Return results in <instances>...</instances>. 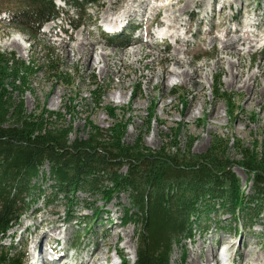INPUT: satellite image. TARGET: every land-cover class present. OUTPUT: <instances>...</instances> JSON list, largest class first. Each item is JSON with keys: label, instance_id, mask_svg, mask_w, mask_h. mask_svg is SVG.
Returning <instances> with one entry per match:
<instances>
[{"label": "rangeland", "instance_id": "1", "mask_svg": "<svg viewBox=\"0 0 264 264\" xmlns=\"http://www.w3.org/2000/svg\"><path fill=\"white\" fill-rule=\"evenodd\" d=\"M14 1L0 0V6L5 9L0 14V49L36 65L43 64L47 55H51L59 61L61 70L70 75L72 86L43 71L30 78L31 92L23 98L28 113H33L39 106H45L54 113H63L65 104L69 107L73 101L71 115L68 114L60 124L72 128L71 142L87 137L90 122L105 130L110 128L113 120L106 112L109 108H116L119 118L125 113V120H128L126 144H134L142 138L146 147L159 151L166 144L164 136L171 135L173 129L180 133L181 148L184 150L192 142V152L196 155L206 153L215 140L228 143L229 157L233 162L240 161L235 150L237 145L257 147L264 152V109L257 100L248 105L247 92L241 90L240 85L230 87L226 75L229 63L240 61L244 80H250L252 74L258 73L257 65L264 64V49L250 50L251 45H240L238 49L242 50V58L239 59L222 51L220 41L226 32L237 29L246 21L264 24V0H203L201 6L190 8L187 14L180 12L187 0H136L132 11L135 15L131 19L122 14L130 0H95L93 3L78 0V8L56 0L57 9L66 14L58 22L43 26L38 40L27 35L26 29L12 24L9 5ZM140 1H145V4L140 5ZM109 3L111 9L106 13ZM161 5L159 14L153 16L152 9ZM107 16H118L113 22L119 17L123 20L112 26L115 30L112 35L104 31L109 24L105 21ZM175 19L178 22L173 23L172 30L180 35L182 45L164 35L169 30L164 23ZM78 24L81 26L74 30L73 25ZM188 25L190 32L186 34ZM120 29L125 30L127 38L117 35L121 33ZM13 38L21 42L23 49L8 44ZM183 40L189 43L188 46L183 45ZM228 40L232 42L236 38ZM62 41L67 42L66 50L60 46ZM88 41L94 44L95 49L90 59L100 61L97 68L89 69L79 61L80 44ZM138 41L137 46L135 43ZM138 47L140 52L135 57L132 52ZM149 53L151 56H147ZM174 53H179L185 62L193 61L194 67L202 66L198 98L192 85L186 81H174V85L164 89L160 80L154 78L148 85V77L154 71L174 68L171 60ZM106 57L109 67L103 75ZM219 59L224 61L220 67L216 64ZM151 61H154V66H146ZM117 69L121 71L120 75H116ZM186 69L191 67L187 65ZM218 76H222L223 90L232 97L230 104L211 95ZM97 83L105 88L100 107L95 106L91 95ZM263 86L262 79H259L260 91ZM163 104H167L165 109ZM213 112L217 116H213ZM43 171L47 177L41 175L36 185L49 197L53 183L48 179V166ZM232 171L241 181L244 192L251 195V176L239 165H235ZM125 172L123 169L122 173ZM103 182L109 185L106 179ZM48 200L53 204L46 206L40 200L6 237L0 238V251L14 248V253L22 251L26 254L27 264H39L47 256L46 239L52 238L46 230L55 224L60 227L61 235L52 245L56 247L59 244V249L64 250L57 261L82 263L98 251L105 254L111 264H121L116 252L124 254L127 264H135L136 228L121 223L125 209L130 205L128 195L121 193L110 204L102 203L100 197L90 198L85 193L77 194L69 205L63 196H51ZM210 219L205 224L208 230L204 234L197 233L192 241L183 243L186 260L182 261V250L174 247L170 264H191L194 260L197 264H215L210 258L212 251L220 264H264V212L260 220L253 223L243 219L234 222L221 210L212 213ZM44 221L48 223L42 225ZM43 230L46 231L43 239L39 244L33 243V238ZM206 256H209L208 261ZM99 263L104 264V258Z\"/></svg>", "mask_w": 264, "mask_h": 264}, {"label": "trees", "instance_id": "2", "mask_svg": "<svg viewBox=\"0 0 264 264\" xmlns=\"http://www.w3.org/2000/svg\"><path fill=\"white\" fill-rule=\"evenodd\" d=\"M55 1H14L9 5L12 24L38 40L44 25L66 14L57 9ZM63 1L78 8V0ZM4 10L0 6V14ZM43 71L73 85L70 75L51 55L36 65L0 49L1 239L40 200L50 206L53 203L49 197L63 196L69 205L79 193L100 197L104 204H110L121 193L128 195L130 205L121 223L136 228L135 264H170L174 247L182 250L185 261L183 243L192 241L197 233L204 234L210 215L220 210L234 222L260 220L264 212V152L257 147L237 145L238 162L230 159L228 143L221 140H215L206 153L196 155L192 142L184 150L181 148L180 133L173 129L171 135L164 136L166 144L159 151L146 147L142 138L126 144L128 120L125 113L120 119L116 108L106 112L113 120L110 128L105 130L90 122L87 137L71 142L72 128L60 124L71 115L73 101L69 107L65 104L63 113L51 112L45 106L27 112L23 97L31 92L29 80ZM93 87L91 95L95 106L100 107L105 88L98 83ZM211 95L230 104L232 97L223 90L222 76L215 80ZM235 165L251 176V195L244 192L232 171ZM45 166L53 183L49 197L36 185L41 175L47 177ZM104 179L109 185L104 184ZM13 251L14 248L0 251V264H27L24 252ZM122 256V264H127Z\"/></svg>", "mask_w": 264, "mask_h": 264}, {"label": "bare ground", "instance_id": "3", "mask_svg": "<svg viewBox=\"0 0 264 264\" xmlns=\"http://www.w3.org/2000/svg\"><path fill=\"white\" fill-rule=\"evenodd\" d=\"M135 1L136 0H130V3L127 4L128 5L127 8H125L124 11L122 12V14L128 19L133 18L135 15V12L132 13L133 4L135 3ZM144 2L145 1H140L139 3H140V5H142ZM202 2H203V0H187L185 2L184 6H182L180 8V12L182 14H187L188 11L190 10V8L201 6ZM148 4H150V3H148ZM166 6H167V4H166ZM162 7L163 6L161 5V6H158L154 9H152L153 10V13H152L153 16L158 15L160 12V9ZM230 7H232V6H230ZM225 8L226 7H223L224 10H225ZM110 9H111V3H109L105 12L106 13L110 12ZM193 14H194V12H192L191 15L193 16ZM118 16L110 17V18H109V16H107V17H105V21L111 25H114V24L116 25L117 23H122V21H123L122 17H119V19H117L116 22L112 21V20L116 19ZM108 18H109V20H108ZM171 22L167 21V23H164V24H166L167 29H169L167 32H165L164 35L173 38L177 44L182 45L180 35L177 32L172 30L173 25H174L173 23L177 24L178 21H177V19H175L174 21H171ZM184 26L186 28L187 24H185ZM252 27H254L255 29H252ZM263 28H264V24H260V23L254 24V23L246 21V22L242 23V25L240 24L237 29L229 30L228 32L225 33V35L223 36V39L220 40L221 43L223 44L222 51L226 52L229 55L237 56V57H239V59H241L242 58V50L238 49V46H240V45L241 46L251 45L250 50H252L253 48L261 49V50L264 49V30H263ZM250 29H252V30H250ZM120 30H121L120 31L121 33H118L117 35L125 34V30H123V29H120ZM188 32H190V26L189 25L187 27L186 34H188ZM162 33H164V32H162ZM233 37L236 38L235 41L231 42L228 40L230 38L232 39ZM215 40L216 39H213V41H215ZM139 43H140V41L136 42L135 45L138 46ZM8 44H10L13 47L23 49L21 42L18 39L13 38L11 40V42ZM184 44L186 46H188L189 43L187 41H184L183 45ZM60 46L62 47L63 50H66L67 49V42L62 41ZM80 48H81V51H80L81 58H79V61H83V63L85 65H87L89 67V69L97 68L100 61L97 62L96 60L93 61L90 59L91 55L94 53V50H95L94 44L89 42V41L85 42V43L81 42ZM139 52H140V49L138 47V49L136 51H133L132 54L136 57ZM184 55H188V52H184ZM147 56H151V53L147 54ZM171 60H172V63L174 65V68H172V69L162 68L158 72L154 71L152 73V75H149V77H148V85L151 84V82L154 78H158L160 80V84L162 85V87L164 89L167 88V86L170 84L174 85V81H177V80L186 81L192 85L193 90L195 92V96H196V98H198L199 97V89H201L200 73L202 70V66L194 67L193 61L192 62L191 61L185 62L179 53H174ZM136 61L139 62V59H136ZM216 64L218 65V67H220L224 64V61L219 59ZM187 65L189 67H191L190 70L186 69ZM123 66H124V64L122 65V67ZM146 66H152L153 67L154 61L147 63ZM108 67H109V64L107 63V57H106L105 68L102 70L103 75L107 72ZM241 67L242 66L240 64V61L238 63H231V62L229 63V68L226 71V75H227L228 83H229L230 87L240 85V89L247 92L246 103L248 105H251L254 101L257 100L258 105L262 109H264V86L261 89V91L259 90V79H262L263 84H264V64L259 63L257 65L258 73L255 75L252 74L250 80H248V79L244 80V73L242 71H240ZM115 73H116V75H120L121 71L119 69H117ZM251 80H252V83H250ZM166 107H167V104H163L162 108L165 109ZM212 115L217 116L216 112H213ZM46 222L47 221H44V224H42V225H46ZM40 227L43 228V226H40ZM59 228H60L59 226H55V224H54V226L51 229L46 230L52 236V238L47 237L46 242L44 241L45 244L50 246L49 247L50 249H51V245L53 244V241L55 239H58L57 236L61 235V232H59V230H60ZM46 231L43 230V231L38 232V234L33 238L34 239L33 243L35 242L36 244H39V241L41 239H43V235L46 233ZM116 238H118L117 235H116ZM49 239H51V240H49ZM58 245L56 246V250H53L52 252L63 253L64 250L59 249ZM117 254H122V253L120 252ZM101 258H104V260L108 259L105 257V254L98 253V251H96L89 256V258L86 260V262H82V263L78 262V264H101V263H99ZM199 258H200V256H199ZM208 258H209V256L205 257L206 261H208ZM210 258L213 262H215V264H220L219 261L216 259L213 251H212V253H210ZM191 264H197V262H195V260H194Z\"/></svg>", "mask_w": 264, "mask_h": 264}]
</instances>
